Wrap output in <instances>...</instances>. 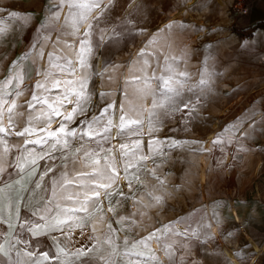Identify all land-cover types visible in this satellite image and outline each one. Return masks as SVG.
<instances>
[{"label":"rangeland","instance_id":"rangeland-1","mask_svg":"<svg viewBox=\"0 0 264 264\" xmlns=\"http://www.w3.org/2000/svg\"><path fill=\"white\" fill-rule=\"evenodd\" d=\"M192 4L182 2V17L177 21H180L182 31L189 29L192 31L196 28V36L187 39L184 42L186 45L182 43V50L179 52L180 66L166 68L168 74L163 73L166 76L171 75L172 71H179L178 76L175 74L173 77V87L179 90L180 95L175 98L173 105L164 108L162 122L157 123L154 120L157 117L155 115L150 123L148 116L150 111L151 113L160 111V107H152L153 99H150L152 96L150 93L159 96L158 84L159 78L162 77V69L147 63L146 59L140 60V65L133 67L132 57L128 52L124 58L117 61L120 79L111 89L94 90L96 85L88 83L86 110L83 115L75 117V123L69 125L77 127L80 121L90 120L94 115L99 116L109 105H112L109 109L110 118L116 125L119 124L118 117L121 113L128 119L142 122L131 126L138 130L136 134L127 129L121 132L117 126L106 133L110 137L108 141H101L105 150L112 148L110 154L105 151L102 155L114 158L118 174V179L108 191L116 193L119 190L121 194L113 196L112 206L115 211L110 212L109 202L103 196L104 190H100L102 212H96L88 219L84 229L88 237L94 235L96 240L100 232L109 230L121 237L119 233L126 232V237L131 239L151 237L147 240L150 247L153 246L155 249L158 242L162 243V233L173 220L178 219V216L181 220L184 219L182 229L187 230L188 215L194 201L199 206L208 198V206L215 211L220 210L228 203L226 196L221 197L227 195V191L219 189L210 192L193 191L190 190L192 186L190 183H195L201 176L200 183L204 186V171L211 169L213 173L207 175L205 182L221 183V177L216 171H220L217 168L221 165L222 150L228 151L226 161L232 166V168L225 166L224 170L236 173L237 156L234 155L236 144L226 138L224 140L220 138L219 145H214L213 141L224 134L236 135L238 127L235 124L238 122L264 126V62H262L264 47L255 48L252 45L251 34L240 29L231 18L230 12H242L235 7V0L222 5L213 2L212 19L204 18V3H197L196 18H189L185 11H188ZM220 6H223L224 13L230 16L228 20L217 17L221 12ZM67 10V5L62 4L61 0H0V24L7 26V32L0 38V81L9 77V69L13 62H17L20 69H26L28 72L24 84L21 85V88H25L24 94L15 98L16 103L22 107L14 114V126L8 127L7 116L3 120V126L12 133L7 136L9 143L16 145L12 149V154L0 164L5 169H10L8 165L18 149L22 151L25 147L30 150L36 147L32 144L25 145V139H35V135L29 137L15 135L27 126L26 121L30 114L27 105L32 99V93L54 98L68 88L78 87L79 82L85 78L80 75L78 41L70 40L68 36L70 21L66 23ZM56 14L59 15V19H56ZM210 25L213 31L211 35L207 34ZM194 41L195 51L192 50ZM189 45L191 50L188 49ZM176 54L177 52L166 50L164 58L167 60ZM53 64L57 67H53ZM57 80L60 81V87L54 88L53 84ZM201 80L206 83L201 84ZM65 81H74L75 85H66ZM37 83L43 84L49 91L37 89ZM106 91L119 97L108 99L93 96L94 93L97 96L104 95ZM186 104L189 107H185ZM73 106L65 102L60 110L67 115ZM39 110L40 106L37 105L36 111ZM173 110L180 113L179 127L176 126L178 121L177 116L174 119ZM60 119L61 117H54L57 122ZM57 122L52 124L53 130L59 126ZM34 126L39 129L45 125L40 123ZM37 135L42 136L45 133L37 132ZM206 136L211 137L207 139ZM137 140L140 143L135 150L140 155L148 157L140 161L143 167H140L131 156H124L120 149L121 144L135 147L133 142ZM85 141V149L91 150L96 146L93 139L85 137ZM51 155L53 158L45 157L38 160L36 174L31 178L41 184V187L35 188L33 183H28L26 187L29 191L19 192L22 199L18 204L24 201L41 204V201L47 198L53 200V204L59 203L62 207L73 208L84 200L85 194L91 196L93 180L97 183L106 182L100 181L98 176L88 175L93 173V168L86 167L83 159L73 163L71 153H65L67 159H64L59 151ZM129 162L135 167L128 168L129 178L125 179L124 167ZM46 167H52L53 170L40 180L39 177ZM101 170L111 174L110 169L103 167V160L97 171ZM62 172H67L68 178L73 182L64 188L58 187L53 199L49 188L52 181L58 179ZM133 174L138 176V180L133 178ZM129 179L132 181L131 185ZM11 191L13 190L5 189V198ZM76 193H79V198L75 202L64 199L66 195L75 196ZM156 197L160 198L159 202ZM200 212L204 213V210ZM198 227V232L204 231V223ZM148 259L150 264H156L162 256L149 254Z\"/></svg>","mask_w":264,"mask_h":264},{"label":"crops","instance_id":"crops-1","mask_svg":"<svg viewBox=\"0 0 264 264\" xmlns=\"http://www.w3.org/2000/svg\"><path fill=\"white\" fill-rule=\"evenodd\" d=\"M231 1L233 0H111V4H109L108 0H103L101 4V8L104 9L103 13L100 9L94 10L88 19L80 25L79 33H74L69 22V39L78 41V60H80L81 54L80 41L85 39L84 33L88 30V25H92L90 39L93 52L89 58L91 66L81 67L79 63L80 75L84 76L88 83L96 85L94 90L111 89L120 79L117 70L119 65L116 67L117 61L130 52L129 56L132 57L133 67L140 65V60L146 59L147 63L162 69L161 76L175 77V74L178 76V70L172 71L171 75L165 76L163 73L168 74L166 68L180 66L179 52L182 50V43L184 44L187 39L190 40L191 36H196V28L192 31L191 29L182 31L180 21H177L182 17V2L193 3L188 7V11H185L189 18H196L197 3H204V18L212 19L214 18L213 2L222 5ZM244 5L245 9L241 10L242 12H230L231 18L240 29L251 34L252 45L255 48L264 47V0H245ZM220 7L219 11L221 12L217 17L228 20L230 16L228 13H224L223 6ZM67 13L69 16V8ZM208 28L210 30L207 34L211 35L212 25ZM114 31L122 33L120 43L116 46L112 45ZM96 44H99L100 47L96 48ZM188 49L191 50V45ZM195 49L196 43L192 46V50L195 51ZM166 50L177 52V54L165 60L164 52ZM135 52L141 53L140 55L133 54ZM105 60L107 64H105ZM93 96L108 99L119 97L109 91L98 96L94 93ZM150 99H153V96ZM163 110L164 108L160 107V111L155 113L157 117L154 120L157 123L163 121ZM150 113L151 111L148 116ZM172 114L174 119L177 116L178 125L176 126L179 127L180 113L173 110ZM235 125L238 127L236 135L224 134L220 138L222 140L229 139L236 144L234 155L237 156L235 164L237 172L224 170L225 166L228 168H232V166L226 161L228 151L222 150L220 152L221 165L217 168L220 171H216L221 177V183L205 182L207 175L213 173V169L204 171V186L200 183L201 176L195 183H190L192 185L190 190L193 191L210 192L214 189L227 191V195L221 196H226L228 202L226 206L215 211L214 208L208 206V198H205V201L201 202L199 206L194 201L188 215L187 230L182 229V220L184 219L181 220L178 216V219L173 220L169 225L170 228L168 227L162 233V243L158 242V247L155 249L153 246L150 247L149 240L131 239L126 237V232H120L121 237L111 230L100 232L98 239L90 240L86 245L88 247L95 246L91 253L93 264H125L129 258L132 261H139V264H150L149 254L162 256V259L157 260L156 264H264V126L245 122H238ZM210 137L206 136L207 139ZM217 165H219L218 162ZM5 170L6 172L11 171L8 168ZM231 173L232 175H230ZM235 176L236 178H234ZM3 203L5 219H7L11 212V209L7 207V198ZM26 204L38 209L36 216H32L31 210L25 207ZM202 209L204 213L200 212ZM19 212L20 220L17 221L14 217L11 220L16 225L17 231L25 217L38 220L39 216L44 214L41 204L27 201L19 204ZM202 223H204V231L198 232L197 227L200 228ZM6 228V223L0 228V244H4L15 261L17 250L27 246L17 244L16 236L9 235L3 230ZM75 230L82 231L79 228ZM63 235L64 233L60 231H50L46 235L33 237L29 241V245L35 240H40L44 243L45 248L37 249V253L47 250L51 255L55 251L57 241L61 242ZM106 236L112 237V245L104 243ZM125 239L129 246L137 241H146L147 246L141 244L132 249V251L142 252L143 256H126ZM6 241H10L12 247L5 243ZM29 250L31 249L29 248ZM45 264H57V261L49 260ZM75 264H80V261L77 260Z\"/></svg>","mask_w":264,"mask_h":264},{"label":"snow or ice","instance_id":"snow-or-ice-1","mask_svg":"<svg viewBox=\"0 0 264 264\" xmlns=\"http://www.w3.org/2000/svg\"><path fill=\"white\" fill-rule=\"evenodd\" d=\"M62 4L67 5L69 8V16L66 17V23L70 21V26L73 28L74 33H79L80 25L83 21L87 20L89 15L96 9H100L103 13L104 9L101 8L103 0H61ZM108 3L111 4V0H108ZM15 16V13L12 14ZM56 19H59V15L56 14ZM91 30L92 25H88V30L84 33L85 39L80 41L81 45V54H80V66L81 67H90L89 58L93 52V45L91 43ZM7 32V26L0 24V38H2ZM122 33L113 32L112 34V45L116 46L120 43V37ZM96 48H99L100 45L96 44ZM27 55V54H26ZM69 63H71L69 61ZM105 64L107 61L105 60ZM53 67L57 65L53 64ZM9 77L4 81H0V164L7 159V157L12 154V149L16 145H11L7 139V136L12 135L9 132L8 128L3 126V120L7 116L8 127H13L14 114L19 107H22L16 103V99L24 94L25 88H21V85L24 84L28 72L26 69H20L17 62H13V66L9 69ZM181 75H185L181 73ZM160 83L158 84L159 96L155 93H150L153 96L152 107H161L165 108L171 106L175 102V98L180 95L179 90L173 87V77L168 76L160 77ZM206 83L204 80H201V84ZM66 85H75L74 81H65ZM53 87H60V81H56L53 84ZM37 89H43L44 92H48L43 84L37 83ZM88 80L84 79L79 82L78 87H72L66 89L64 93L58 95L54 98H49L48 96L38 95L36 92L32 93V99L28 102V109L30 110L29 119L26 121V127L20 131L16 132V136H36L35 139H25V145L32 144L36 147L31 150L25 147L22 151L17 150V153L13 156L12 161L9 163L8 167L11 171H7L0 166V228L3 224H7V228L3 229L9 235L16 236L17 244H24L27 246L24 249H19L16 252V259L13 261L11 253L5 248L4 244H0V264H45L49 260L57 261V264H75L77 260L80 261V264H93V257L91 256L94 247L81 246L76 249L75 252L68 251V245L57 241L55 251L49 253V251L44 250L37 253V249L45 248V245L40 240H35L31 245L29 241L33 237H39L46 235L50 231H60L62 233L67 232L69 235L66 239L70 238V234L75 229L79 228L83 230L86 227L88 219L96 212H102L101 200L102 195L101 189H103V196L109 202V211L114 212L115 209L112 206L113 196L119 193V190L116 193L108 191L112 185L118 179V174L115 169V160L110 157V155H102L105 151L107 153L112 152V148L109 147L105 150L102 147L101 141H108L109 136L106 135L113 127H119L121 132H124L127 129L129 132L136 134L137 129H133L132 125H139L142 122L138 120L128 119L125 114L121 113L118 120L119 124L116 125L114 121L110 118L109 109L112 105H109L102 110L99 116H93L90 120H82L77 127H69V125L75 123V117L83 115L86 110V103L88 100ZM103 95V94H102ZM13 97V99H9ZM74 98V99H73ZM73 104V108L67 115L60 110L64 103ZM37 105L40 106V110L37 112ZM189 107V105H185ZM22 115V113H20ZM155 116V113H150L149 122L151 123V118ZM54 117H61L57 122L54 120ZM54 122L58 123V127L53 130L52 124ZM43 123L45 126L37 129L34 125ZM227 131V130H226ZM37 132L45 133V135H37ZM85 137L93 139L95 142V147L91 150L85 149L84 143ZM99 137L100 139H95ZM139 141L133 142L135 147H132L130 144H121L120 149L124 156H131L136 160L137 164L140 167H143V164H140V161L148 159L147 156L140 155L135 149L139 147ZM214 145H219L221 143L220 137H217L213 141ZM59 151L62 154L64 159H67L65 153H71L75 163L78 159H83L85 161L86 167H92L93 173L88 175L98 176L100 181H106L103 183H97L93 180V186L91 187V196L85 194L84 200L78 204L77 207L68 208L62 207L59 203L53 205V200L45 198V201L41 202V209L43 215L39 216L38 220L24 218V222L19 225V231L16 230V225H14L11 220L14 217L17 221L20 220L19 204L18 201L22 199L19 195L20 191H29L26 187L28 183H33L35 188H40L41 184L36 183L31 178L35 176L37 171L38 160L45 159V157L53 158L52 153ZM204 151V149H200ZM101 160H103V167L111 170V174L105 171H97L101 166ZM135 167L131 162L126 163L124 167L125 179H128V168ZM53 169L52 167H46L41 176L40 180H43V177L48 175ZM140 168H137L139 172ZM133 178L138 180V176L133 174ZM73 181L68 178L67 172H62L58 179H54L49 188V191L52 193L53 199L56 195V189L64 188L68 184H71ZM131 179H129V184L131 185ZM82 187L85 185L81 184ZM5 189H12L13 191L7 194L8 205L7 207L11 209V212L8 215V218L5 219V205L3 203L5 199ZM79 198V193H76L75 196L72 194L66 195L65 200L76 201ZM158 202L159 197L155 198ZM25 207L29 208L32 212V216L37 215V210L33 206L28 204ZM91 207V211H90ZM79 213H83L81 216ZM103 219V216H101ZM124 219V218H121ZM111 229V225H109ZM155 235V234H153ZM89 240H95V236H89ZM151 239V237L147 238ZM10 247H12L10 241H6ZM105 244L112 245V237L106 236ZM146 245V241L141 240L137 241L129 246L127 239H125V255L126 256H143L142 252L132 251V249L137 248L139 245ZM29 248L31 250H29ZM115 251V248H113ZM64 257L65 259H61ZM125 264H139V261H132L130 258Z\"/></svg>","mask_w":264,"mask_h":264},{"label":"built area","instance_id":"built-area-1","mask_svg":"<svg viewBox=\"0 0 264 264\" xmlns=\"http://www.w3.org/2000/svg\"><path fill=\"white\" fill-rule=\"evenodd\" d=\"M244 2L245 0H235V7L238 10H244L245 9ZM262 62H264V56H262ZM68 235L69 234L65 232L63 237L61 238V242L68 245V251H75L81 246H86L89 242L87 232L85 231H83L82 234V231L74 230L71 232L70 238L66 239Z\"/></svg>","mask_w":264,"mask_h":264},{"label":"bare ground","instance_id":"bare-ground-1","mask_svg":"<svg viewBox=\"0 0 264 264\" xmlns=\"http://www.w3.org/2000/svg\"><path fill=\"white\" fill-rule=\"evenodd\" d=\"M86 23H87V22H86ZM86 23H85V24H86Z\"/></svg>","mask_w":264,"mask_h":264}]
</instances>
